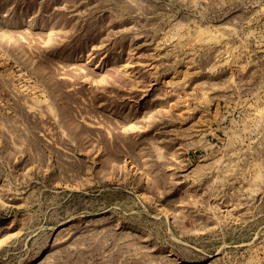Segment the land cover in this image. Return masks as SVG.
Returning <instances> with one entry per match:
<instances>
[{"label": "rangeland", "instance_id": "1", "mask_svg": "<svg viewBox=\"0 0 264 264\" xmlns=\"http://www.w3.org/2000/svg\"><path fill=\"white\" fill-rule=\"evenodd\" d=\"M0 264H264V0H0Z\"/></svg>", "mask_w": 264, "mask_h": 264}]
</instances>
